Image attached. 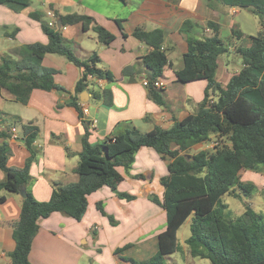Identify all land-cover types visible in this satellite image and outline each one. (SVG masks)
Here are the masks:
<instances>
[{"label":"crops","instance_id":"0c3cea01","mask_svg":"<svg viewBox=\"0 0 264 264\" xmlns=\"http://www.w3.org/2000/svg\"><path fill=\"white\" fill-rule=\"evenodd\" d=\"M40 3L49 20L51 12L92 16L114 34V39L104 45L98 41L95 32L90 34V29L84 31L79 23L65 25L61 29L65 44L79 57L96 52L99 66L112 74L110 81L91 79L89 86L78 95L75 85L81 77L80 68L64 56L51 53L43 57L41 65L55 70L54 82L63 89H33L27 102L22 104L12 93L0 87V132L8 134L0 135V145L6 146L9 167L23 168L31 156L24 142L23 125L32 124L38 129L33 142L35 156L28 167L30 179L25 187L38 201H47L55 186L78 180L75 168L86 128L89 130L88 142L98 145L125 129L136 128L147 132L155 127L169 128L176 120L195 113L204 97L207 82H181L175 76V71L183 66L186 37L210 36L212 32L206 26L208 20L218 23L220 32L225 26L231 33L235 23L232 16L240 14L238 8L212 0H140L130 16L117 13L100 15L94 8L86 6L83 0H44ZM33 12L39 11L31 1L20 11L5 10L7 17L0 21V55L20 62L25 45L48 42L42 28L31 20ZM116 19H121L127 36H123ZM186 20L192 24L189 29H182ZM135 27L162 29L163 48L166 52L171 50L170 56L167 54L169 63L160 77L164 82V105L156 103L149 96L148 88L142 84L148 70L141 58L149 48L132 36ZM217 64L216 80L225 86L234 73L224 68L220 57ZM93 92H99L101 97L95 98ZM75 96H78V104L88 109L83 116L87 127L78 110L71 105ZM12 128H15V138L11 137ZM192 149H202V144L194 145ZM168 162V158L154 149L142 147L128 169L122 165L116 167L121 180L115 190L104 186L88 195L87 209L80 220L61 212L41 218L32 240L29 262L131 264L122 257L132 258L135 255V260L151 257L158 250L159 233L166 227L160 178L167 174ZM246 172L242 171L241 175ZM4 176L0 169V182ZM117 192L128 193L134 198H120ZM22 200L21 192L0 189V264H10L8 254L15 248L13 223L19 217ZM98 203L102 204L104 213L98 210ZM120 222L127 226L121 236Z\"/></svg>","mask_w":264,"mask_h":264},{"label":"trees","instance_id":"16d2710c","mask_svg":"<svg viewBox=\"0 0 264 264\" xmlns=\"http://www.w3.org/2000/svg\"><path fill=\"white\" fill-rule=\"evenodd\" d=\"M219 4L246 9L259 18L260 29L249 35L248 45H237L235 52L242 58V67L234 73L225 86L215 77L218 57L227 51L220 38V25L208 20L206 26L210 36L194 38L187 36V50L182 55L183 66L175 71L177 80L207 82L204 97L195 113L176 120L169 128L155 127L141 132L136 128L125 129L101 144L88 142L89 130L82 137V151L75 173L78 180L53 188L47 201H38L26 190L30 179L28 167L35 156L33 142L38 129L32 124L23 125L24 142L31 156L23 168H12L7 164L6 146L0 145V169L4 179L0 189L19 193L25 189L20 214L13 223L15 248L8 255L10 264H31L28 259L32 240L39 228V220L53 212H61L75 220H80L87 209V197L99 188L107 186L112 190L121 180L116 167L128 169L136 152L142 147L154 149L162 157L168 158L167 174L160 178L163 186L161 205L166 211V227L159 233L158 250L149 258L135 260L122 257L131 264H166V256L179 250L177 232L181 225L191 218L190 234L185 239L192 257L208 259L211 264H264V220L263 216L245 204L244 211L232 217L226 212L222 201L226 193L237 196L235 187L247 194L252 185L240 181L244 170H255L264 164V0H212ZM14 11L30 5V0H0ZM61 27L81 24L84 31L92 29L98 41L108 45L114 34L98 24L92 16L55 12ZM32 18L40 20V14L33 12ZM123 36L121 19H116ZM186 20L182 29L190 27ZM48 37L47 43H32L23 47L20 62L0 55V87L15 96L16 101L25 104L33 89L50 91L63 89L55 84L54 69L41 65L46 54H59L80 68L81 77L75 85L78 95L86 89L91 79L112 80V74L99 66L96 52L87 57H79L61 35V29L51 28L41 23ZM132 36L146 44L147 54L141 59L148 70L149 96L164 105V88H155L153 81L161 77L169 63L163 48L162 29L146 30L135 27ZM242 32L232 27L231 36L241 38ZM212 94H216L214 99ZM95 98L101 97L93 92ZM78 96L71 102L87 127ZM0 135H8L0 132ZM217 143L210 149L202 148L194 153L189 149L212 138ZM175 146V147H173ZM185 154H191L187 156ZM120 198L131 200L133 195L117 192ZM104 213L101 203L97 204ZM110 221L111 217H109Z\"/></svg>","mask_w":264,"mask_h":264},{"label":"rangeland","instance_id":"374dc122","mask_svg":"<svg viewBox=\"0 0 264 264\" xmlns=\"http://www.w3.org/2000/svg\"><path fill=\"white\" fill-rule=\"evenodd\" d=\"M30 1L32 6L39 11L38 13L41 17L39 21L32 17L31 20H33L37 27L41 29V23H47L50 19L48 13L44 11L42 4L40 3V1L44 0ZM139 2L140 0H83V3L86 6L94 8L100 15L117 13L121 16H130L131 11L138 6ZM5 10L13 9L9 8L5 4H0V21H3V19L7 17ZM239 11V15L234 17L232 16L235 21L233 27L235 29L241 30L243 34L242 37H232L230 30H228L225 26H223L219 34L224 46L227 48V51L219 56L220 61L223 63L224 68H226L229 73H235L242 67V58L235 52V48L233 49L232 46L246 45L249 40V35H255L260 29L259 18L256 15L252 14L246 9H239ZM89 33L93 34L94 31L90 29ZM167 54L170 56V49L167 50ZM212 97L214 99L217 98L216 94H212ZM7 120L9 121V118H7ZM215 139L216 138L213 137L212 139L202 143V148L210 149L211 147H208V145L211 144V142ZM195 151L196 150H193L192 147L189 149V153ZM240 176L241 182L252 185L251 191L247 194L239 187H235L236 192L238 193L237 196L229 193L224 194L222 196V201L227 205L226 212L230 216L236 217L244 211L245 204H249L255 212L263 216L264 220V164L259 165L255 170H247L243 176L240 173ZM190 223L191 218H188L178 229L177 238L179 250L166 256V264H211L208 259L192 257L190 255L188 247L185 243V239L190 234ZM126 228L127 226L124 225L123 222L122 224L120 222V236L123 232H125ZM131 257L137 259L135 255H132Z\"/></svg>","mask_w":264,"mask_h":264},{"label":"built area","instance_id":"2783aa9c","mask_svg":"<svg viewBox=\"0 0 264 264\" xmlns=\"http://www.w3.org/2000/svg\"><path fill=\"white\" fill-rule=\"evenodd\" d=\"M50 16H51V20H49L48 22H47V25L49 26V27H51V28H58V29H62V28H64V26L63 27H58L57 26V18H56V16H55V14L53 13V12H51V14H50ZM142 84L144 85V86H147L148 85V79L146 78V77H144L143 79H142ZM153 86L155 87V88H164V82L162 81V79L160 78V77H158V78H156L154 81H153ZM81 110H82V113H83V116L87 113V111H88V109H87V107L85 106V105H81ZM11 137L12 138H15L16 137V134H15V128H12L11 129ZM217 143L215 142V141H212L211 142V144H209L208 145V147H214L215 145H216Z\"/></svg>","mask_w":264,"mask_h":264},{"label":"water","instance_id":"95a60500","mask_svg":"<svg viewBox=\"0 0 264 264\" xmlns=\"http://www.w3.org/2000/svg\"><path fill=\"white\" fill-rule=\"evenodd\" d=\"M229 7H231V6H229ZM57 26H58V27L61 26V21H60V20H57ZM185 155H187V156H191V154H185ZM21 194L24 196V194H25V189H24V188H22V190H21Z\"/></svg>","mask_w":264,"mask_h":264}]
</instances>
